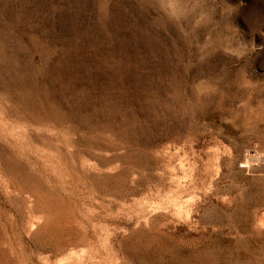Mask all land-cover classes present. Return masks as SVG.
<instances>
[{
  "label": "rangeland",
  "instance_id": "1",
  "mask_svg": "<svg viewBox=\"0 0 264 264\" xmlns=\"http://www.w3.org/2000/svg\"><path fill=\"white\" fill-rule=\"evenodd\" d=\"M0 264H264V0H0Z\"/></svg>",
  "mask_w": 264,
  "mask_h": 264
},
{
  "label": "bare ground",
  "instance_id": "2",
  "mask_svg": "<svg viewBox=\"0 0 264 264\" xmlns=\"http://www.w3.org/2000/svg\"><path fill=\"white\" fill-rule=\"evenodd\" d=\"M32 197H33V196H32ZM26 202H30V201L28 200V201H26ZM45 213H46V212H45ZM43 215H44V217H45V214H43ZM46 215H47V213H46ZM48 215H49V214H48ZM50 215H51V214H50ZM50 215H49V216H50ZM48 219H49V218H48ZM48 219H47V216H46V220H48ZM46 222H47V221H46ZM32 225H33V224H32Z\"/></svg>",
  "mask_w": 264,
  "mask_h": 264
}]
</instances>
